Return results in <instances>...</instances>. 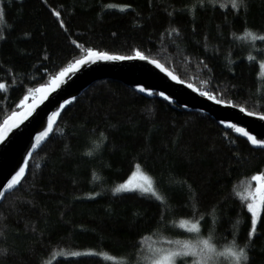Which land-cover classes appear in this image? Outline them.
<instances>
[{
  "label": "trees",
  "instance_id": "obj_1",
  "mask_svg": "<svg viewBox=\"0 0 264 264\" xmlns=\"http://www.w3.org/2000/svg\"><path fill=\"white\" fill-rule=\"evenodd\" d=\"M245 4L0 0V125L88 49L139 51L200 92L264 114V41L245 38L264 35V0ZM137 165L161 199L115 192ZM27 167L0 203V264H150L153 243L175 249L197 237L246 246L242 264H264V213L250 236L243 199L264 174V149L206 113L100 79L70 100Z\"/></svg>",
  "mask_w": 264,
  "mask_h": 264
},
{
  "label": "water",
  "instance_id": "obj_2",
  "mask_svg": "<svg viewBox=\"0 0 264 264\" xmlns=\"http://www.w3.org/2000/svg\"><path fill=\"white\" fill-rule=\"evenodd\" d=\"M91 50L114 56H136V54L122 55L113 52H101L97 49ZM87 51L82 57L76 59L63 69L75 64L77 60L83 59L87 55ZM145 57L147 59L143 60L139 58L128 60H96L93 58L94 62L89 61L84 65L78 66L76 71L61 77L58 81L59 86L57 87L52 81L63 70L61 69L48 82L36 87V89L45 88L44 92H35L22 107L4 118L0 126H4V121L9 120V117H12L13 113L18 114L13 120L9 121L7 127L11 130L0 141V192L4 193L3 196H0V203L4 200L6 194L15 190L20 184L9 189L6 186L7 182L24 166L25 161L29 162L33 154L52 135L53 131L38 146L33 147L36 136L47 129L49 117L54 112L59 113L53 123L54 130L61 113L68 106L70 100L79 96L93 82L100 79L118 80L145 97H160L168 102L177 104L179 107L181 106L186 111L206 113L211 118H214L224 129H233L228 125L234 124L237 127L244 128L258 140H264V119L260 118L261 115H264L263 113L245 110L225 100H220L221 103H217L218 98L209 99L208 96L211 95H204L196 85L182 80L176 73L166 68L158 59H152L146 55ZM152 61H157L163 68L157 67ZM169 73L172 75H169ZM172 76H175L176 79H173ZM189 84L192 87H189ZM140 88H144L145 91H140ZM66 101L68 103L65 104ZM61 105H64V107L61 108ZM29 111L31 114L26 119L20 115ZM248 112H252L254 115L249 116ZM13 124L16 126L12 127ZM234 132L236 131L234 130ZM238 134L248 141L242 134ZM248 142L250 143V141ZM251 146L256 149H264V146L253 144ZM27 170L28 167L20 182L26 175ZM259 183L256 182V186Z\"/></svg>",
  "mask_w": 264,
  "mask_h": 264
},
{
  "label": "snow or ice",
  "instance_id": "obj_3",
  "mask_svg": "<svg viewBox=\"0 0 264 264\" xmlns=\"http://www.w3.org/2000/svg\"><path fill=\"white\" fill-rule=\"evenodd\" d=\"M231 6L233 8H239V7H246L245 0H229ZM123 10V9H121ZM57 17L60 16V12L57 11L55 13ZM3 20V11L0 10V21ZM0 38H3L0 36ZM245 38H250L251 40H261L264 41V35H256L251 31L245 32ZM93 58L96 60H128V59H147L143 54H141L139 51L136 52V56H114V55H108L107 53H100L95 52L91 49H88L87 55L80 60H77L75 64L70 65L68 68L63 69L58 76L53 78L52 83L59 86L58 81L61 77L67 75L70 72L76 71L78 66L84 65L88 63L89 61H93ZM249 59H252V57H249ZM94 62V61H93ZM152 63L156 64L157 67L163 68L162 65H160L157 61H152ZM169 75H172L169 73ZM173 79H176L175 76H172ZM183 83V81H181ZM189 87H192L191 84L188 85ZM0 88H3V85H0ZM45 88H37L35 89V92L40 93L44 92ZM140 91H145L144 88H140ZM204 95H207V93H203ZM163 95V94H161ZM209 99H214L213 96H208ZM27 99V97H25ZM217 103H221L220 100L216 101ZM68 103L67 101L65 104ZM64 105H61V108H63ZM243 111V109H241ZM31 112L21 113L24 117V119L27 118L28 115H30ZM249 116L254 115L252 112L247 113ZM18 114L13 113L12 117H9V120L4 121V126H0V141H2L7 132L11 129L8 126L9 121L13 120ZM59 115V113H53L51 117H49V122L47 129L43 132H41L38 136L35 138V143L33 144V147L35 148L38 146L41 141H43L49 133L53 131V123L56 119V117ZM261 119H264V115L260 116ZM16 125L13 124L12 127H15ZM229 127L233 128L237 133L242 134L244 137L250 141L253 145L258 146H264V140H258L255 136L250 135L244 128L237 127L234 124H229ZM98 146V145H97ZM89 155L92 153L89 152ZM31 155V153H29ZM28 166V162L25 161V164L23 167L19 169V171L11 178L10 181L7 182V188L11 189L15 185L20 183L21 177L24 175L26 168ZM252 181L260 182L258 186H256L255 190H251V186H249L248 189H246L247 194L243 195V199L245 201H248L246 204V207L248 211L251 213V232L250 236L253 235L256 231V224L258 220L261 218V214L264 213V174H258L253 177H251ZM124 191H139L144 194H150L152 197L156 199H161L162 197L158 194L156 188L153 185L152 179L147 176L146 174H143L140 170V166H136V171L132 173V177L127 180L126 182L120 184L115 188L116 193L124 192ZM4 193L0 192V196H3ZM181 227L186 228L189 232L192 233H198L199 232V223L198 222H188V221H181L180 224ZM215 248L213 243L211 242V238L209 239H203L200 240L197 244H181L177 247L175 250H164L157 252L152 257V264H177L178 259H182L185 257H192V264H218V262L214 259ZM219 255H226L230 256L232 258L233 264H242V262L248 261V255L246 251V246L244 248H238L233 243L232 247H229L224 253H219ZM184 264H187V261H184Z\"/></svg>",
  "mask_w": 264,
  "mask_h": 264
},
{
  "label": "rangeland",
  "instance_id": "obj_4",
  "mask_svg": "<svg viewBox=\"0 0 264 264\" xmlns=\"http://www.w3.org/2000/svg\"><path fill=\"white\" fill-rule=\"evenodd\" d=\"M143 174H146V173H144L143 171H141ZM147 175V174H146ZM148 176V175H147ZM132 177V174H131V176H130V178ZM129 178V179H130ZM202 240L203 239H205V238H201ZM200 241V238H198L197 237V240L195 239V240H186V242H181V243H183V244H197L198 242ZM214 245V244H213ZM167 246H163V245H160V244H158V243H153L152 244V246H151V248H149L150 249V251L151 252H156V251H164V250H169V249H171V248H166ZM214 248H215V253H216V255L214 256V259L218 262V264H219V261H221L222 260V258L224 257V256H226V255H219V253H224L226 250H223L222 248H217L215 245H214ZM175 249H177V248H175ZM175 249H171V250H175ZM75 254H77V252H72L71 254H69V255H75ZM143 264H145V258L143 257V260L141 261ZM190 263H192V260H191V262ZM150 264H152V261H151V263Z\"/></svg>",
  "mask_w": 264,
  "mask_h": 264
}]
</instances>
